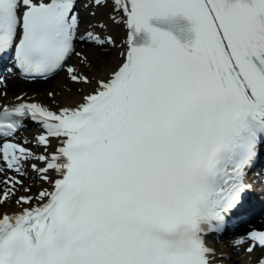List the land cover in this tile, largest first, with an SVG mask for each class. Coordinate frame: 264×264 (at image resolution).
<instances>
[{
	"label": "snow or ice",
	"instance_id": "snow-or-ice-1",
	"mask_svg": "<svg viewBox=\"0 0 264 264\" xmlns=\"http://www.w3.org/2000/svg\"><path fill=\"white\" fill-rule=\"evenodd\" d=\"M78 6L107 9L123 38L80 33ZM7 60L27 78L63 72L78 98L69 87L63 105L47 93L54 108L0 103V208L16 206L0 212V264L224 258L206 236L247 213V175L264 154V0H0ZM25 119L41 129L40 154L15 139ZM30 160L48 185L35 194L22 179ZM247 240L264 253V230Z\"/></svg>",
	"mask_w": 264,
	"mask_h": 264
},
{
	"label": "bare ground",
	"instance_id": "bare-ground-1",
	"mask_svg": "<svg viewBox=\"0 0 264 264\" xmlns=\"http://www.w3.org/2000/svg\"><path fill=\"white\" fill-rule=\"evenodd\" d=\"M80 17H81V24H80V33H83L84 30L89 26H93L94 30L98 35H108L111 34L113 35L117 40H121L123 38V30L119 27L114 26L108 19V10L107 9H96L95 15H89L87 12H80ZM103 24L106 27L101 29L99 28V25ZM75 49L77 51H81L87 55L94 56L95 54V49L85 43H81L79 40H77L75 44ZM117 54V50L113 49L108 53V56L110 58H114ZM68 63L77 67H80L78 65L77 58L73 54L72 57L68 60ZM116 60L112 59V64L115 65ZM83 70H87L86 68ZM90 74V73H89ZM1 82L4 83V85L12 92V95L18 94L21 91L24 90L23 87H33L35 88L38 92L31 94L32 99L37 100L40 103H43L45 105L52 106L53 108L55 106L51 105V101L49 97L47 96V93L49 91H55L57 93V101L60 104L67 103L68 101L65 99L67 92V88L72 89V98L76 99L78 98V94L76 92V89L78 86L76 85H71L64 79V73H58L54 76L45 78V79H38L34 81H29V80H23L21 79L18 75L17 72L13 69V67H9L7 71L3 74V77L1 78ZM18 86L17 89H15V86ZM85 91L88 89L85 88ZM40 134V130L37 128L36 125H31L28 129H24L22 131H19L16 133V136L20 141L27 140L29 143L27 146L31 149H33L35 152L34 153H41L43 151L42 148L38 147L36 142L33 144L34 138ZM56 144V141H52V145L54 146ZM50 150L52 148H49ZM36 163L38 166H42L40 162L38 161H33L30 160L28 163L25 165V171L27 172V175L22 177L24 186H29L31 187V194H35L36 190L38 188L47 186L46 184H42L39 179L37 178V175L32 172L30 168V164ZM11 174V173H9ZM23 187L17 191L16 196L24 195ZM15 198H13L14 200ZM16 206L12 201H9L7 204H5L2 208H0V212L7 211L10 212L12 210H15ZM264 215V214H263ZM260 223H264V218L259 219ZM250 221L246 222V227L249 228ZM246 232V231H245ZM243 230H236L233 233L225 236L223 238V241L220 243L218 242L217 238L213 236H206V243L214 248L217 253V257H220V254H224L223 259H218L221 264H254L258 262V259L264 258V253L261 252L259 248H257L254 252L251 254L246 252L247 246L241 245L239 248L233 247L232 241L243 236L244 238L247 237V233L245 234ZM217 261V262H218Z\"/></svg>",
	"mask_w": 264,
	"mask_h": 264
},
{
	"label": "rangeland",
	"instance_id": "rangeland-1",
	"mask_svg": "<svg viewBox=\"0 0 264 264\" xmlns=\"http://www.w3.org/2000/svg\"><path fill=\"white\" fill-rule=\"evenodd\" d=\"M17 88H18V86L16 85V86H15V89H17Z\"/></svg>",
	"mask_w": 264,
	"mask_h": 264
}]
</instances>
